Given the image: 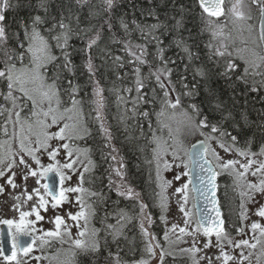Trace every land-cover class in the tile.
<instances>
[{
  "label": "snow or ice",
  "instance_id": "snow-or-ice-1",
  "mask_svg": "<svg viewBox=\"0 0 264 264\" xmlns=\"http://www.w3.org/2000/svg\"><path fill=\"white\" fill-rule=\"evenodd\" d=\"M116 0H102L103 12H107L106 18L100 28L95 30V34L86 37V33L92 28L82 29L79 27V15L75 16L73 26L72 7H67L65 11L59 13V17L49 18L50 0H38L35 9L44 15L36 14L30 16L28 21L21 19L18 22V30L10 32V25L7 23L5 10L14 9L18 4L12 0H0V132L6 139L0 140V195H3L10 187L16 190L22 187L17 183L20 179L24 182L23 192L19 195L10 193L14 203L12 208L19 213V220L0 219V224L8 226V243L11 255L0 247V256L6 264H28V260H21L18 257H26L34 260L36 264L49 257L44 255H31L34 250H43L46 246L51 247L53 242L60 244L70 243L71 257L66 264H77L76 255L79 252L97 254L101 251V229L89 228L90 219L96 215L93 203L86 201L84 194L90 197H102V193L89 191L83 185L85 175L91 173L95 167L94 161L90 156L91 150L81 147L77 141L85 140L91 135L87 126L89 116L84 113V100L78 98L80 85L68 80L67 88L63 89L67 95L68 102L65 103L61 98V71L74 74L75 66L72 63V53L69 41L74 36L85 41L83 52L88 54L85 68L89 73V78L93 80L96 87L93 88L95 99V120L100 122L99 127L107 141H111L112 134L105 127L102 117L104 108V98L102 89L98 81L95 80L98 68L93 62L92 50L99 46L102 39L104 25L110 33H113L112 42L122 44L123 51L126 53L128 64H134L133 68V87H115L111 89L116 93L118 104L126 105L128 101L121 92L131 93L133 90L136 96L132 98V107L124 108L125 115L121 116L124 122L131 112L132 117L142 116L146 119L150 117L149 111H138L140 105L154 103L156 100L155 88L152 89L153 95L149 97L144 91L148 82L153 79L156 86L161 90L163 96L160 100V110L155 113L159 131L165 129L168 138L172 141L171 145L162 136L157 135V130L152 128L149 122V130L152 132L151 143L156 147L153 151V161L156 169V188L154 193L156 205L162 213L168 209V189L172 187L173 181L167 180L163 172L171 170L173 167H183V172H178L174 176L175 181H179L181 176H188L189 182L175 188L173 195H178L177 204L179 211L184 215V227L173 224L171 229L165 231L164 239L169 241V232L178 235L171 244L184 242L185 236L192 237V245L189 248L178 249L179 254L188 255L192 264H200L207 261V264H244L252 255L251 252L245 255L244 249H255L257 245L264 243V203H259L256 196L259 194L264 197V143L260 144L258 151H253V137L246 138L241 143V133L243 131L240 120L247 123V116L240 114L237 120L236 114L228 107L217 91L205 86V98L200 104L188 103L187 107L182 104V96L193 97L199 95L198 83H185L187 76H180L181 86L186 89L182 94L177 93L172 98V93L176 92L175 84L171 76L173 69L169 67L170 61L165 58L164 48L161 47L157 32L162 28V22L155 15L154 11H149L155 23H140L133 19L131 25L123 18L119 20V27L123 36L119 39L114 34L112 23V9L115 7ZM198 6L202 11L201 19L204 21L206 30L211 34L212 40H218L216 46L210 41L206 44L209 49V60H215L217 75L226 79L235 76L237 81L248 83L252 80L250 91L256 92L260 87H264V0H250V5L255 6L258 11L260 24L259 36L252 39V47L247 45L243 49L235 48L226 42L224 29L227 24H219L212 18H220L230 14L228 23L234 28H243L247 21L253 19L252 8L249 6L245 11L244 0H235L230 7L225 9L226 0H197ZM75 4L81 8L89 4V0H75ZM89 10V16L100 15L93 9ZM180 18H175L174 29L179 32L183 28V7L181 8ZM248 30H253L252 25H247ZM21 31L23 35L21 36ZM138 32L144 43H136L132 39L133 33ZM15 40L16 47H10L9 41ZM155 42L156 53L154 60L159 61L154 65L153 60H149L148 44ZM176 47L180 48L186 55L189 64H192L197 57L191 48L185 43L184 39L177 38L173 41ZM232 47L233 50H229ZM54 50H59V55ZM101 59L111 60L113 71H117L125 66L124 58L113 56L110 50L101 49ZM243 53H247L244 55ZM223 60V64H220ZM236 60L242 61L243 72L238 74L240 65ZM171 63H175L171 61ZM141 66L148 68L147 74L142 72ZM188 64L185 65V73L188 71ZM51 72V75L49 74ZM127 76V73H125ZM199 77L201 81H207L211 74L204 67H194L193 79ZM259 77V81L256 80ZM117 80L123 79L117 71ZM167 82V83H166ZM205 107H201V105ZM171 110V111H169ZM170 122L177 123L176 132L181 130L191 136L199 135L202 139L192 143L189 148H184L182 141L173 135V128ZM13 131L9 135L8 128ZM56 127V131H50ZM261 131L264 132V123L261 124ZM128 125H125L127 131ZM235 133V134H234ZM143 135V132H141ZM55 142V143H53ZM163 144V147H162ZM109 144L106 143L105 147ZM61 150H63L64 160L61 161ZM221 150L225 155H221ZM112 153L117 150L113 147ZM183 153V155H181ZM47 156L49 163L44 164L41 157ZM171 155L172 161L165 159ZM112 161L117 166L112 167V172L118 181H113L109 174V187L115 184V191L118 196L125 199H135L139 206V216L142 217L139 223L140 234L144 240V251L149 259L155 258L156 249L159 248V261L164 264L165 256L176 257V252H165L163 246L157 241L155 234L149 231L152 225L151 216L146 213L148 204L140 200V193H137L125 182V165L123 160L117 155H111ZM86 161V162H85ZM179 161V163H176ZM78 168L82 171L78 172ZM78 172L79 183L76 186H65L66 181H71L72 174ZM51 174L58 177V184L51 179ZM227 174L232 179V188L237 192L239 202V224L232 225L237 236H247L252 233V240L248 238L235 239L225 227V220L217 198V177ZM249 176L256 180H250ZM33 178L39 187H33L31 192L27 189V181ZM195 183L191 189L193 207L196 211L187 207L189 201V183ZM43 181V183H42ZM43 189V191H41ZM68 193H75L76 203L79 210L75 213H67V217L56 215L54 220V230H44L38 228L37 224L45 217L41 210L48 211L49 205L52 209H57L64 203L71 202ZM23 197V199H22ZM49 197L51 199H49ZM31 202V203H29ZM28 205L29 210H23L24 205ZM249 205L254 206V211ZM250 214L259 217L260 220H253L250 224L246 223ZM115 223H106L103 231L105 232L104 244L108 245L107 237H111L113 243H117L120 238L127 240L125 232L126 226L131 223L133 217L129 216L124 209H118L113 213ZM195 217V227L190 228L192 218ZM34 217V219H31ZM67 220L74 222L67 223ZM161 220L165 217L161 215ZM83 221V224L80 222ZM166 222V221H165ZM148 225L146 227L145 225ZM78 231L76 238L72 236V227ZM15 229V231H13ZM204 237L203 248L199 247L200 237ZM24 237H28L27 240ZM213 237L215 243H213ZM156 241V243H153ZM39 242V243H37ZM217 249L216 253L208 255L205 250ZM120 247L117 243V251L113 252L107 248V257L110 264H128L120 255ZM238 251V255H237ZM264 255V252L261 253ZM55 258V257H53ZM259 260V256L257 257ZM134 264H149L146 259H141Z\"/></svg>",
  "mask_w": 264,
  "mask_h": 264
},
{
  "label": "trees",
  "instance_id": "trees-1",
  "mask_svg": "<svg viewBox=\"0 0 264 264\" xmlns=\"http://www.w3.org/2000/svg\"><path fill=\"white\" fill-rule=\"evenodd\" d=\"M14 4L19 6L14 9L5 10V16L7 23L10 25V32L18 30V22L23 19L28 21L30 16L36 14L44 15L42 11L38 12L35 9V5L38 0H12ZM245 11L248 7L252 8V15L259 17L258 11L255 6L250 5V0H244ZM71 5L73 12V26L75 27V16L79 15L80 24L82 29L92 28V31L86 33V37H90L95 34V30L100 28L104 20L108 18V13L103 12L104 5L102 0H89V4L81 8L75 4V0H50L49 18L51 16L59 17V13L63 10L67 14V7ZM100 15L89 16V10L93 8ZM183 7V28L177 32L174 29L175 18H180L181 8ZM229 7V1L226 0L225 9ZM149 11H154L155 15L162 22V28L157 32L160 40L162 41L161 47L164 48V55L167 60L170 61L169 67L173 69L171 79L176 87V92L172 93L174 99L177 93H183L186 91L181 86L180 76L186 75L187 79L185 83L193 84L198 83L199 95L193 97L182 96V104L187 107L188 103L200 104L205 98L204 88L205 86L211 87L217 91L221 98L226 102L228 107L236 114L237 120H240V114L243 113L247 116V123L240 120L241 127L243 129L240 139L241 143L248 138L253 137L254 143L252 145L253 151H258L260 144L264 143V132L261 131V124L264 123V87H260L258 91H250L252 80L249 79L245 84L243 81H237L235 76L230 80L224 77L218 76L217 68L215 66V60H209V49L206 44L210 41L216 46L218 40H212L211 34L206 30L204 21L201 19L202 11L198 6L197 0H116L115 7L112 9V23L114 25V34L117 39L123 36V32L119 27V20L123 18L131 25V21L135 19L140 23H155L156 20L152 16H149ZM217 20L219 24H224L227 19L225 16L220 18H212ZM231 31V30H228ZM227 32V31H226ZM23 35L21 31V36ZM102 39L99 41V46L92 50L93 62L97 66L98 71L95 80L98 81L100 88L102 89V95L104 98V108L102 109V117L105 127H107L111 134V141L105 139L104 134L101 133L99 124L100 122L95 120L96 112L94 111L95 105L92 101L95 99L93 96V88L96 84L89 78V73L85 68V63L88 59V54L83 52L85 47V41L73 37L70 39V48L68 49L72 55L71 60L75 66L74 74L67 71H61L62 79L60 81L62 92L61 98L67 103L68 97L64 95L63 89L67 88L68 80H72L74 83L80 85V91L78 98L84 100L83 108L86 116H89L87 120V126L91 132V135L85 140L77 141L82 147H87L91 150L90 156L94 161L95 167L91 173L85 175L84 184L89 191L102 193V197H90V203L94 204L96 209V215L91 218L93 228L101 229L99 236L101 238V251L97 254H84L77 250L75 257L77 264H110V261L106 259L107 248H111L113 252L117 251V243L121 249L120 255L125 261H139L146 259L150 262L147 254L144 251L145 244L140 234L139 223L142 217L139 214L138 202L135 199H125L118 196L115 191V184L109 187V174L113 181H118L119 177H116L112 172V167L117 166L115 161H112L111 155H117L123 160L125 165V182L133 188L137 193H140V200L148 204L146 213L151 216L152 225L149 231L155 234L157 241L162 244L164 242V222L161 220V209L156 205V197L154 193L157 190L156 183L152 176L153 170V151L155 144H152L151 136L152 132L149 130V122L152 124V128L157 130V134L160 133L159 126L157 124V118L155 113L160 110V100L163 96L161 90L156 86L154 79L148 82L146 91L151 97L153 95L152 89L155 88L156 100L154 103L140 105L138 111H149L150 117L148 119L142 116L132 117V113H127V119L122 122L121 116L125 115L124 108H131V100L136 96L135 91L131 93L121 92L120 94L128 101L126 105L118 104L116 93L111 91L115 87H133L134 64H128L129 59L126 53L123 51L122 44L113 43L112 36L104 25L101 33ZM183 38L185 43L191 48L194 55L197 57L192 64H189L186 55L182 50L176 47L173 42L177 38ZM132 39L136 43H144L140 38L138 32L133 33ZM10 47H16L15 40L9 41ZM101 49L110 50L113 56L119 55L124 58L125 66L118 69V73L123 79L117 80V71H113L111 60L101 59ZM229 50H233L232 47ZM55 54L59 55V50H54ZM148 51L150 53L148 59L154 61V65H158L160 62L155 61L156 44L153 41L148 44ZM174 61L175 63H171ZM236 63L240 65L239 73L243 72V63L240 60H236ZM188 64V71L185 73V65ZM220 64H223V60H220ZM3 65L0 64V67ZM194 67H204L210 72L211 78L207 81H201L199 77L193 79ZM142 72L147 74L148 68L141 66ZM127 73V76H125ZM51 75V72L49 73ZM259 77L256 80L259 81ZM167 83V82H166ZM205 107V105H201ZM171 111V110H169ZM125 125H128L127 131ZM10 128V126H9ZM165 131V130H164ZM163 131V132H164ZM143 132V135L141 134ZM235 134V133H234ZM184 133L180 139L188 146L192 141L197 138H202L199 135L185 136ZM0 137H4L0 132ZM108 143L109 146L105 147ZM115 148L116 153H112L111 149ZM231 178L227 174L220 175L218 178V195L221 208L225 217V227L230 224H237L238 217L235 211V198L229 202L227 196L233 195V188L230 183ZM227 187L229 189L227 190ZM229 193V194H228ZM233 197V196H232ZM233 202V203H232ZM118 209H124L129 216L133 219L131 223L126 226L125 232L127 240L120 238L117 243L111 241V237H107L108 245L104 244L105 232L103 231L105 224V216L107 215L106 223H115V217L113 213ZM148 227V225H145ZM232 226V225H231ZM234 228V227H232ZM156 243V241H153ZM157 263L160 264L159 256L157 257ZM164 264H190V260L185 255L176 254L175 259L172 256H165ZM264 264V262H263Z\"/></svg>",
  "mask_w": 264,
  "mask_h": 264
},
{
  "label": "rangeland",
  "instance_id": "rangeland-1",
  "mask_svg": "<svg viewBox=\"0 0 264 264\" xmlns=\"http://www.w3.org/2000/svg\"><path fill=\"white\" fill-rule=\"evenodd\" d=\"M228 1H229V7L231 6L232 3H235V0H228ZM252 16H253V19L250 21H247V24L243 28H240V27L234 28L231 23H228L229 19L231 18L230 14L225 16V19H227V20L224 24H227V27L224 29V32H225V36L228 37V39L226 40L227 43H229L230 45H233L235 48H239V49L245 48L246 45L248 47L253 46L252 45V39L258 38V36H259V25H258V18L259 17H257V15L256 16L252 15ZM247 25H252L253 30L251 32L248 30ZM228 30H231V31H228ZM230 49H231V47H230ZM243 54L247 55V53H243ZM170 123L172 124L173 135H175L178 140L182 141L180 139V136L182 137V135L184 133L186 134V132L183 130H181L180 132H176L177 123H175V122H170ZM56 130H57L56 127H53L52 129H50V131H56ZM12 131H13V129L10 126V128H8L9 135H11ZM157 135L162 136L163 140H167L168 144L171 145L172 141L168 138L167 129H165V131L162 133L161 132L158 133ZM185 136H191V135L186 134ZM3 139H6V137L5 136L3 138L0 137V140H3ZM53 143H55V142H53ZM182 143H183L184 148H188V146H186V144L183 141H182ZM154 147H156V145H154ZM162 147H163V144H162ZM181 155H183V153H181ZM221 155H225L222 152V150H221ZM41 159H42V162L44 164L49 163L46 155L42 156ZM59 159L61 161L64 160L63 150H61V156L59 157ZM165 159L169 160L170 162L172 161L171 155L166 156ZM176 163H179V161H176ZM79 171H82V169L78 168V172ZM183 171H184L183 167H180V168L173 167L171 170L163 172V176L165 179L173 181L172 187H170L168 189V193H167L169 196L168 209H167V211H165L163 213L161 212V215H163L165 217V221H166V222L163 221L164 222V234H165L166 230L171 229L173 224H176L179 227H184V215H183V213H181L179 211V206L177 204V199H178L179 194L173 195V193L175 192V188L180 187L181 185L189 182L188 176H181V179L179 181H175L173 179L174 176L178 172H183ZM78 172L75 174H72L71 181L65 182L66 187L67 186H73L74 187L79 183ZM152 176H153L154 181L156 183V169H155V162L154 161H153ZM249 179L253 180V181L256 180L255 177H251V176H249ZM0 183H3V180H0ZM17 183L22 185V187H21V193H22L24 190L23 189L24 182L22 180L18 179ZM42 183H43V181H42ZM230 183L232 185V179L230 180ZM83 186L86 189H88L85 184ZM33 187H39V186L35 184V181L33 178H29V180L27 181L28 191L31 192V189ZM228 189H229V187H227V190ZM9 191H10V187L7 189V191L3 195H0V219L5 218V217L9 218L10 214H11L10 209H11V206L14 203V201H11V199L9 198V194H8ZM41 191H43V189H41ZM229 191H230V189H229ZM67 195L71 199L70 203L66 202L57 209H52L51 206L49 205L47 212H44L43 210H41V214L45 217V219L43 221L38 222V224H37L38 228H42L44 230H54V228H55L54 224L50 227L46 226V224L49 223L50 221L54 220L56 215H61V216H64L66 218L67 213H69V212L75 213L79 210V205L76 203V200H75V196L77 194L68 193ZM84 196H85L86 201L90 203L89 196L87 195V193H85ZM227 198H228L229 202L232 201V198L236 199L234 208L236 211V215L238 217L240 198H239L237 192L234 191L233 195L229 194L227 196ZM22 199H23V197H22ZM49 199H51V198L49 197ZM256 199H257V201H259V203H264V197L260 196L259 194H257ZM29 203H31V202H29ZM187 207L189 209H192L193 213L195 212L194 207H193L192 192H191L190 185H189V201H188ZM248 207L252 208L253 211L255 210L253 205H249ZM23 210H25V211L29 210L27 204L24 205ZM13 216L16 217L15 220H17V221L19 220V213L18 212H16V215H13ZM31 219H34V217H31ZM253 220L259 221L260 218L250 214V218L246 223L250 224ZM67 223L74 225V222H72L71 220H67ZM80 223L83 224V221H81ZM262 223H264V221H262ZM237 224H239V219H238ZM231 225H233V224H230V226L226 227V229L229 231V233L232 237H234L235 239L248 238L250 240V242H255L252 240V233L250 231L248 232L247 236H244V237L237 236L235 233V229L232 228ZM189 227L190 228L195 227V217L194 216L192 218V224ZM89 228L90 229L93 228V225L91 223V219H90V223H89ZM13 231H15V229H13ZM71 231H72L73 238H76V233H77L78 229L75 226H73ZM164 234H163V236H164ZM178 234H179L178 229H177L176 233L169 232V241H175L176 236ZM169 241H165V239H164V242L161 244L166 253L169 251H172V252H176V254H178V255H181V254H179L178 249L189 248L192 245V237H190V236H185L184 242H181L179 244H171V243H169ZM203 241H204V237L201 236L200 237V243L198 245L201 248H203ZM37 243H39V242H37ZM213 243H215L214 237H213ZM71 247L72 246L70 245V243L60 244L58 241H56V242H53L51 247L46 246L43 250H34V252L31 255H33V256L44 255V256L49 257L48 259L42 260L40 262V264H66V262L71 257V252H70ZM159 252H160V249L157 248L156 253L159 254ZM205 252L208 255H212L213 253L217 252V249H215L213 247L210 250H205ZM244 252H245V255H248L249 252L252 253V255L249 257L248 260H246L244 262V264H263L264 255H261V253L264 252V243L257 245V247L255 249H244ZM237 255H238V251H237ZM185 256L188 257V259L190 260V264H192V261L189 258V256L188 255H185ZM258 256H259V260L257 259ZM53 257H55V258H53ZM18 258L21 259L22 261L28 260V264H36V262L34 260H30L26 257L21 256ZM156 259L157 258H155V259L153 258L152 261L150 262V264H158ZM0 264H6V262L4 261L2 256H0ZM12 264H15V262H12ZM200 264H207V261H201Z\"/></svg>",
  "mask_w": 264,
  "mask_h": 264
},
{
  "label": "water",
  "instance_id": "water-1",
  "mask_svg": "<svg viewBox=\"0 0 264 264\" xmlns=\"http://www.w3.org/2000/svg\"><path fill=\"white\" fill-rule=\"evenodd\" d=\"M259 24H260V18H259ZM199 139H202V138H198V139H195L194 141H192V142L189 144L188 148L191 146L192 143H196V141L199 140ZM51 179H52L53 181H55V182L57 183V187H59V184H58V177H56L54 174H51ZM194 183H195V180L193 179V183H190V185H191V189H192ZM217 184H218V183H217ZM217 190H218V189H217ZM217 198H218V200H219L218 193H217ZM219 205H220V203H219ZM220 209H221V212H222V216H223V218H224V220H225V217H224V214H223V211H222L221 205H220ZM195 211H196V209H195ZM8 231H9V230H8L7 225L2 224V226H1V228H0V242H1V247H3L6 251H7L8 249H10V247H11L10 244L8 243ZM24 239L27 240L28 237H24ZM7 254H8V255H11V252H10V251H7ZM127 262H128V264H134L133 261H127Z\"/></svg>",
  "mask_w": 264,
  "mask_h": 264
},
{
  "label": "flooded vegetation",
  "instance_id": "flooded-vegetation-1",
  "mask_svg": "<svg viewBox=\"0 0 264 264\" xmlns=\"http://www.w3.org/2000/svg\"><path fill=\"white\" fill-rule=\"evenodd\" d=\"M10 193L12 194V196H14V195H19V194L21 193V188L16 189V190H12V189L10 188V191H9L8 194H10ZM9 198L11 199V201H13V199L11 198L10 195H9ZM10 212H11V214H10V217H9V218H8V217H5V218H2V219H16V217L13 216V215H16V211L13 210L12 206H11ZM53 224H54V223L49 222V223L46 224V226L50 227V226H52ZM0 226H2V224H0ZM7 227H8V226H7ZM0 247H1V242H0Z\"/></svg>",
  "mask_w": 264,
  "mask_h": 264
}]
</instances>
